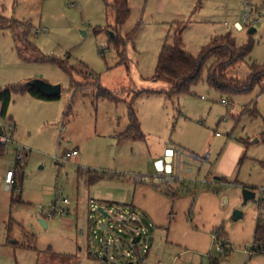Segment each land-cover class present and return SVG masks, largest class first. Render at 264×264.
Returning <instances> with one entry per match:
<instances>
[{
	"label": "rangeland",
	"instance_id": "1",
	"mask_svg": "<svg viewBox=\"0 0 264 264\" xmlns=\"http://www.w3.org/2000/svg\"><path fill=\"white\" fill-rule=\"evenodd\" d=\"M246 1L202 0L198 7V0H129L130 17L118 25L113 0H0V14L31 24L44 56L75 70L22 59L11 31L0 29V88L33 79L62 86L55 100L14 93L5 118L0 103V128L26 151L21 162L0 156V264H264L254 242L264 219V93L210 87L214 59L190 93L170 97L161 93L170 85L154 78L162 46L178 37L195 56L228 32L238 44L252 39L250 56L229 69L239 78L252 62L264 64V0H248L259 18L248 22ZM99 84L117 99L103 97ZM131 106L141 139L119 138L131 124ZM179 147L191 170L165 191L154 160ZM75 148L79 155L60 160ZM8 167L17 174L11 191ZM89 169L107 175L92 182ZM246 188L256 197L244 203ZM57 207L66 213L50 217Z\"/></svg>",
	"mask_w": 264,
	"mask_h": 264
},
{
	"label": "trees",
	"instance_id": "2",
	"mask_svg": "<svg viewBox=\"0 0 264 264\" xmlns=\"http://www.w3.org/2000/svg\"><path fill=\"white\" fill-rule=\"evenodd\" d=\"M110 5L108 0H105ZM202 0H198V7ZM116 13V22L118 25L123 24L130 17L131 9L129 0H113L112 4ZM0 29H9L16 43L19 56L26 61L33 62H56L70 75L75 71L68 66L66 61L58 58L44 56L40 49L31 39V24L29 22L19 21L8 18L0 14ZM114 39L119 43V38ZM116 44V45H117ZM254 41L250 39L247 43L238 44L236 38L231 32L224 35H218L202 47L199 55L195 56L184 48L181 37L174 44H164L161 48L154 78L166 81L170 86L168 90L161 91L172 97L176 94L190 93L202 77L204 67L214 59L208 68L206 83L222 94H245L252 92L255 87H260L261 93H264V64L252 62L249 65V74L245 78H239L231 75L229 69L243 62L250 56L254 49ZM101 95L110 99H117L116 96L108 89L101 87ZM103 88V89H102ZM14 93L30 94L39 99L55 100L60 96L49 97L41 93L36 87L29 83L11 85L0 88V103L2 105V115L7 113L8 107ZM245 113L256 115L258 110L253 107H245ZM131 124L126 132L119 138L121 139H141L143 132L141 123L136 115L135 109L131 106L129 109ZM264 141V132L261 137ZM3 147L0 146V156L3 155ZM244 157L241 158V162ZM264 164V160L261 162ZM89 179L96 182L102 179L107 173L101 174L87 170ZM82 173V172H81ZM113 175V174H112ZM264 200V198H263ZM255 250L264 253V219L259 217L254 234Z\"/></svg>",
	"mask_w": 264,
	"mask_h": 264
},
{
	"label": "built area",
	"instance_id": "3",
	"mask_svg": "<svg viewBox=\"0 0 264 264\" xmlns=\"http://www.w3.org/2000/svg\"><path fill=\"white\" fill-rule=\"evenodd\" d=\"M243 20L248 22L252 20L258 21V17H253V11L252 7L249 4L248 1L244 3L243 6ZM262 15V14H261ZM260 15V16H261ZM227 24V23H226ZM237 26L240 29H243L242 23L238 24ZM0 146H2L3 149V155L9 156L14 155L15 161L20 162L23 159V155L25 152V148L23 146L18 145L12 137L6 135L3 133V130L0 128ZM79 151L77 149L72 150L71 153H64L63 157L60 159L61 161H67L71 155L75 156L78 155ZM186 155V151L182 148H176V149H169L167 151V156L170 158H174L173 167L170 164H164V162L160 161V166H158V174L156 179L160 181V187L163 188L165 191H170V186L174 185L175 183H178V181L181 179V157ZM197 160L198 162H203L199 159V157L192 155L190 156ZM210 157L209 154H206L203 160H208ZM176 161V162H175ZM169 167V168H168ZM4 185L7 191H11L15 188V171L13 169H9L6 172L5 178H4ZM62 202L64 204H69V200L67 198L62 199ZM95 201L91 200V204H94ZM66 213V210L62 207H57L55 212L50 213L49 216H53L55 214L58 215H64ZM220 250H224V246L220 247Z\"/></svg>",
	"mask_w": 264,
	"mask_h": 264
},
{
	"label": "water",
	"instance_id": "4",
	"mask_svg": "<svg viewBox=\"0 0 264 264\" xmlns=\"http://www.w3.org/2000/svg\"><path fill=\"white\" fill-rule=\"evenodd\" d=\"M254 32H255V28H251L250 34H253ZM29 84L36 87L41 93L51 98L60 96L62 93V86L60 84L54 85L42 79H33L29 82ZM255 197H256V193L253 190L249 188L244 189V203ZM115 209L116 211L122 213V210L120 208L117 207ZM98 212L104 217H107V218L112 217V215L108 211H106L103 207H99ZM122 214L127 215V213H122ZM242 216H243V213L241 211L236 210L234 212L235 220L240 219ZM41 223L47 226V222L45 220L41 219ZM102 228L105 229V226L102 225ZM142 235H143L142 233H139V235L133 240V244H138L142 238ZM108 247H109V240L107 239L105 240V245H104L105 253L108 251ZM96 254L99 255V253H96ZM103 259L108 260V257L104 255Z\"/></svg>",
	"mask_w": 264,
	"mask_h": 264
},
{
	"label": "crops",
	"instance_id": "5",
	"mask_svg": "<svg viewBox=\"0 0 264 264\" xmlns=\"http://www.w3.org/2000/svg\"><path fill=\"white\" fill-rule=\"evenodd\" d=\"M248 1V0H247ZM249 2V1H248ZM249 4L251 5V7H252V10L254 9L253 8V6H252V4H251V2H249ZM237 23L238 24H240V22L239 21H237V22H235V28L237 29V30H242V29H240L238 26H237ZM226 25H229L228 23L226 24ZM255 31H256V29H255ZM9 108V107H8ZM8 111V110H7ZM7 114V113H6ZM6 114L4 115H2L4 118L6 117ZM2 129V128H1ZM15 141V140H14ZM16 142V141H15ZM18 144V143H17ZM181 148V147H180ZM75 149H77L78 151H79V149L78 148H75ZM166 149H171V148H166ZM183 149V148H182ZM185 150V149H184ZM187 152V151H186ZM25 153H26V151L24 152V155H23V159L25 158ZM79 153H80V151H79ZM79 155V154H78ZM2 156H4V155H2ZM186 158H187V160H186ZM192 158V157H191ZM23 159L21 160V161H23ZM174 158L172 159V158H170V157H168L167 156V154H165L164 156H160L159 158H156L155 160H154V162H155V164L156 165H158V166H160V161H162V162H164V164H170V165H172V167H173V163H174ZM195 160V159H194ZM20 161V162H21ZM15 162H18V161H15ZM176 162V161H175ZM188 155L186 154V155H184L183 157H181V171L182 170H184L186 173H188L191 169L189 168L188 169ZM169 168V167H168ZM9 169H12V168H10V167H8L7 169H6V172L9 170ZM89 170H91V169H89ZM93 171H95V172H97L98 174L100 173L99 171H97V170H93ZM102 173V172H101ZM100 173V174H101ZM6 175V174H5ZM17 174H16V172H15V187H17ZM5 178V177H4ZM221 179H225V178H221ZM223 181V180H222ZM47 225H48V223H47ZM142 239V238H141ZM141 241V240H140ZM29 247H32V246H29ZM102 249H104V245H103V248ZM96 253H99V252H96ZM95 253V255L97 256V258H99L98 257V255ZM100 254V253H99ZM103 259V258H102ZM104 260V259H103Z\"/></svg>",
	"mask_w": 264,
	"mask_h": 264
}]
</instances>
